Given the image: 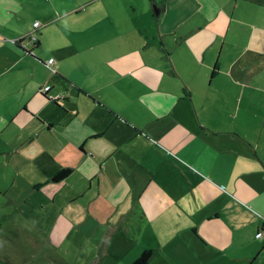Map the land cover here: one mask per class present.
<instances>
[{
	"label": "crops",
	"instance_id": "obj_1",
	"mask_svg": "<svg viewBox=\"0 0 264 264\" xmlns=\"http://www.w3.org/2000/svg\"><path fill=\"white\" fill-rule=\"evenodd\" d=\"M0 145L97 263L264 264V0H0Z\"/></svg>",
	"mask_w": 264,
	"mask_h": 264
},
{
	"label": "rangeland",
	"instance_id": "obj_2",
	"mask_svg": "<svg viewBox=\"0 0 264 264\" xmlns=\"http://www.w3.org/2000/svg\"><path fill=\"white\" fill-rule=\"evenodd\" d=\"M39 27L27 35L32 32L36 36L33 30ZM12 176L0 165V264H100L97 238L84 237L83 233H52L51 210L25 217L18 215L17 178L11 185ZM103 256L101 264H126L125 255L115 254L112 247Z\"/></svg>",
	"mask_w": 264,
	"mask_h": 264
},
{
	"label": "trees",
	"instance_id": "obj_3",
	"mask_svg": "<svg viewBox=\"0 0 264 264\" xmlns=\"http://www.w3.org/2000/svg\"><path fill=\"white\" fill-rule=\"evenodd\" d=\"M35 43V42H34ZM18 46V45H17ZM27 54L29 53L30 55V51H25ZM215 68V67H214ZM213 71V70H212ZM212 73V72H211ZM40 93V92H39ZM41 94V93H40ZM42 96H44L43 94H41ZM45 97V96H44ZM46 98V97H45ZM70 170L68 168H62L59 169L52 177V181H58L61 180L63 178H65L68 174H69ZM1 224V223H0ZM154 249H145L143 250L139 256L133 261L131 262V264H149L152 257L154 256Z\"/></svg>",
	"mask_w": 264,
	"mask_h": 264
},
{
	"label": "built area",
	"instance_id": "obj_4",
	"mask_svg": "<svg viewBox=\"0 0 264 264\" xmlns=\"http://www.w3.org/2000/svg\"><path fill=\"white\" fill-rule=\"evenodd\" d=\"M39 26V23L38 22H34L33 23V28H36ZM27 39L31 42H35L36 41V38L35 36L32 34V32H30L28 35H27ZM52 62V59H48L47 60V64H50ZM50 89V87L48 85H45L43 86L41 89H40V93L43 94L46 98H48L49 100L53 101V102H60L63 98V95L62 94H58V95H50L48 94V90ZM256 238H261V237H264V233L263 232H258L256 233Z\"/></svg>",
	"mask_w": 264,
	"mask_h": 264
},
{
	"label": "water",
	"instance_id": "obj_5",
	"mask_svg": "<svg viewBox=\"0 0 264 264\" xmlns=\"http://www.w3.org/2000/svg\"><path fill=\"white\" fill-rule=\"evenodd\" d=\"M154 11H155V13H156V12H157V9H155ZM156 14H157V13H156Z\"/></svg>",
	"mask_w": 264,
	"mask_h": 264
}]
</instances>
